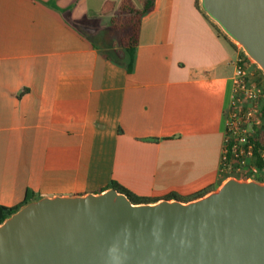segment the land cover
<instances>
[{
  "label": "crops",
  "instance_id": "0c3cea01",
  "mask_svg": "<svg viewBox=\"0 0 264 264\" xmlns=\"http://www.w3.org/2000/svg\"><path fill=\"white\" fill-rule=\"evenodd\" d=\"M126 1L0 0V206L112 182L141 198L187 197L228 179L241 49L197 0H153L130 68ZM235 176L264 181V167Z\"/></svg>",
  "mask_w": 264,
  "mask_h": 264
},
{
  "label": "water",
  "instance_id": "95a60500",
  "mask_svg": "<svg viewBox=\"0 0 264 264\" xmlns=\"http://www.w3.org/2000/svg\"><path fill=\"white\" fill-rule=\"evenodd\" d=\"M264 73V0H200ZM0 264H264V181L236 176L189 200L44 196L0 223Z\"/></svg>",
  "mask_w": 264,
  "mask_h": 264
},
{
  "label": "built area",
  "instance_id": "2783aa9c",
  "mask_svg": "<svg viewBox=\"0 0 264 264\" xmlns=\"http://www.w3.org/2000/svg\"><path fill=\"white\" fill-rule=\"evenodd\" d=\"M239 48L221 161V173L228 178L256 175L261 168L255 160L264 161V77L257 74L258 66L253 68L255 63Z\"/></svg>",
  "mask_w": 264,
  "mask_h": 264
},
{
  "label": "trees",
  "instance_id": "16d2710c",
  "mask_svg": "<svg viewBox=\"0 0 264 264\" xmlns=\"http://www.w3.org/2000/svg\"><path fill=\"white\" fill-rule=\"evenodd\" d=\"M199 1L200 0H197V6L201 9ZM153 6H154L153 0H145L143 8L135 10L134 13L137 12V15H139L141 17L143 14L147 13L148 11H150L153 8ZM122 13H126V10L122 9L121 12H120V15ZM203 13L206 15V13L204 11H203ZM116 19H118V18L115 17L113 22H115ZM213 24L221 32V29L215 23H213ZM125 26H130L131 30H132V33L130 35V46L128 47V50H127L129 52V54L131 52V55H130L131 56V60L129 62V67L132 68L133 52H134L133 49H132V44L136 43V41H137L136 40L137 23L134 24V25L129 23V24H126ZM257 73H258V75L264 77V73L262 72L261 69H258ZM255 161H256V164L260 168L264 167V161L263 160H255ZM258 180H260V179H258ZM111 187H115L119 191L126 193L133 200V202H136V203H138V202H153V201H156L155 199L137 197V196L133 195L130 192V190H128L127 188H125L124 186H122L121 184H119L117 182H112L111 183ZM208 192H209V190H205V191H202V192H200L198 194H195V195H192V196H187V197H182V196H179V195L173 193V194L169 195L166 198H177V199H181V200H189V199H193V198H196V197L203 196V195L207 194ZM34 199H35L34 194L30 190H28L25 199L20 204L15 205L13 207H6V206H2L1 205L0 206V223H2L5 219L10 217L16 211H18L22 206H24L25 204L29 203L30 201H32Z\"/></svg>",
  "mask_w": 264,
  "mask_h": 264
},
{
  "label": "rangeland",
  "instance_id": "374dc122",
  "mask_svg": "<svg viewBox=\"0 0 264 264\" xmlns=\"http://www.w3.org/2000/svg\"><path fill=\"white\" fill-rule=\"evenodd\" d=\"M142 5H143V2H141L140 0H134L133 2L132 1L130 2L129 0H127L125 2V4L123 5V8H122V9L126 10V13L124 14V16L120 17V21L122 20L121 24H127V23L128 24L130 23L133 25L136 24V20L138 18V15H137V12L134 13V11L137 9H142L143 8ZM253 68L256 69L257 65L255 64ZM257 72H258V70H257ZM260 177H261L260 175H257V178H260Z\"/></svg>",
  "mask_w": 264,
  "mask_h": 264
}]
</instances>
